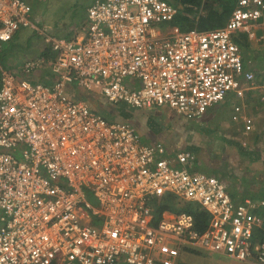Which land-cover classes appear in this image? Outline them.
Wrapping results in <instances>:
<instances>
[{
    "label": "built area",
    "instance_id": "2783aa9c",
    "mask_svg": "<svg viewBox=\"0 0 264 264\" xmlns=\"http://www.w3.org/2000/svg\"><path fill=\"white\" fill-rule=\"evenodd\" d=\"M31 1L0 0V44L32 24ZM177 12L169 0H93L69 37L47 32L45 53L0 69V264H177L190 249L264 264L252 213L264 200L233 201L215 175L191 170L192 151L168 156L68 94L194 119L264 90V63L247 67L238 36L264 44V0H237L222 26L202 30L167 25ZM41 71L53 78L29 79ZM232 109L255 131L242 105ZM170 196L190 210L158 212Z\"/></svg>",
    "mask_w": 264,
    "mask_h": 264
},
{
    "label": "crops",
    "instance_id": "0c3cea01",
    "mask_svg": "<svg viewBox=\"0 0 264 264\" xmlns=\"http://www.w3.org/2000/svg\"><path fill=\"white\" fill-rule=\"evenodd\" d=\"M41 8L34 6V19L37 18V13L39 16ZM82 22L85 19L62 32H48L54 36L69 37L81 28ZM33 23L34 21L29 26L34 30ZM45 26L52 28L51 23ZM37 28L35 30L39 32L46 30L45 27ZM33 47L34 51L31 52L38 53L45 52L47 46L43 40H37ZM15 65L17 64L9 63L8 68ZM34 78L47 81L53 76L41 71ZM135 84L136 80H133V85ZM68 94L73 99L85 102L91 110L109 120L132 124L141 142L162 143L168 156L174 155L178 150L192 151L195 157L190 164L191 170L215 175L224 183L233 201L264 198V130L261 127L264 122V103L256 101V98L246 97L243 100L246 107L249 106L247 114L255 118V131L245 132L240 122L230 120L225 113V109L231 107L228 97L223 102L210 106L201 116L190 120L168 107H129L123 102H109L101 94L83 88L73 87ZM259 104L260 107H257ZM231 116L232 109L230 118ZM170 205L176 207L181 206V203L171 201Z\"/></svg>",
    "mask_w": 264,
    "mask_h": 264
},
{
    "label": "rangeland",
    "instance_id": "374dc122",
    "mask_svg": "<svg viewBox=\"0 0 264 264\" xmlns=\"http://www.w3.org/2000/svg\"><path fill=\"white\" fill-rule=\"evenodd\" d=\"M91 1L92 0H32V4L36 8L37 6L40 8L43 6L39 16L37 13V18L34 19V24L40 28L45 27L46 30H43L44 32H39L38 30L31 29L29 25L22 26L19 30L18 37L0 44V67L7 68L9 63H15L20 67L22 65L21 61L37 53L31 52L34 51L33 44L37 40L42 41L43 35L47 34L49 30L62 32L82 21V19L84 20L86 16L85 8ZM195 11L197 14L205 13L204 7H202V10L197 9ZM47 23L52 24L51 29L45 26ZM244 53L248 62L249 60L252 63H254V61H258L254 64H261L264 61V44L261 41H256L255 39L248 40V47L244 49ZM250 98L254 99L256 96L251 95ZM257 107H260V104L257 105ZM246 109L248 110L249 106H247ZM249 111H252V109ZM255 111L257 110L255 109ZM225 113L231 120V107L225 109ZM262 126L264 128V122L261 127ZM163 203L167 204V201L163 200ZM181 205L185 208L190 207L188 202H185V204L181 203ZM181 262H183V264H246L223 255L219 256L214 253H208L202 249H197L196 253L191 252L180 255L179 263Z\"/></svg>",
    "mask_w": 264,
    "mask_h": 264
},
{
    "label": "trees",
    "instance_id": "16d2710c",
    "mask_svg": "<svg viewBox=\"0 0 264 264\" xmlns=\"http://www.w3.org/2000/svg\"><path fill=\"white\" fill-rule=\"evenodd\" d=\"M236 1L237 0H178L175 1V3L181 5V8H178V12L175 15L174 19L166 24L177 26L181 31H186L194 27L202 30V29L213 28L216 26H222L230 17L231 12L236 6ZM201 4H204L205 6L204 15L197 14L194 9V7L196 8L200 7ZM19 30L16 32L12 40L18 37ZM247 39L248 38L246 37V35L243 34L241 35L239 41V45L242 49V53L245 59H247L244 53V49L248 47ZM251 65L252 64H250V66ZM262 200H264V198H262ZM167 205H170V201H167ZM167 205L162 202L158 207V212L159 210L167 209L168 208ZM187 208L188 210H190L189 207ZM195 210L196 208L192 210V212H194ZM252 213H255L261 217V223L253 227V239L255 241L258 240V242H264V206L257 205L253 207ZM195 215L197 222L204 224L207 215L203 213V211H197ZM187 252L196 253L197 250L190 249ZM184 253L186 252H181L180 255ZM177 264H183V262L179 263V259H178Z\"/></svg>",
    "mask_w": 264,
    "mask_h": 264
},
{
    "label": "clouds",
    "instance_id": "9594fccd",
    "mask_svg": "<svg viewBox=\"0 0 264 264\" xmlns=\"http://www.w3.org/2000/svg\"><path fill=\"white\" fill-rule=\"evenodd\" d=\"M47 1H49V0H47ZM93 1V0H92ZM91 1V2H92ZM169 1H171V0H169ZM90 2V3H91ZM178 8H181V5L180 6H178L179 4H177V3H175L174 1H172ZM89 3V4H90ZM31 4H32V1H31ZM88 4V5H89ZM87 5V6H88ZM86 6V7H87ZM189 6H191V5H189ZM202 7H204V10H205V6H204V4H201L200 5V7H198V8H196V7H194V9L195 10H197V9H199V10H202ZM32 8H33V10H34V6H33V4H32ZM85 13H86V8H85ZM199 15H204V13L203 14H199ZM86 18V17H85ZM54 32V31H53ZM49 33H51V32H49ZM244 33H239V38L241 37V35H243ZM245 35V34H244ZM12 40V39H11ZM10 40V41H11ZM247 40H249V39H247ZM240 41V40H239ZM5 43V42H4ZM47 51V48H46V50H45V52ZM45 52H38V53H36L35 55H39V54H41V53H45ZM35 55H33V56H35ZM244 59H245V57H244ZM25 60V59H24ZM23 60V61H24ZM245 61H246V65H247V67H256V66H259V65H261V64H263L264 63V61L261 63V64H258V65H255L254 63H252L250 60H249V62H248V60L247 59H245ZM250 64H252L251 66H250ZM18 67L19 66H17V65H15V66H13L12 68H13V70H16V69H18ZM1 68H4V67H0V69ZM36 75V73H34V74H32V75H30V77H29V79H33V80H38L37 78H35L34 79V76ZM49 79H47V81H48ZM263 90V89H262ZM262 90H258L257 92H255V93H253V94H251V95H255L256 96V99L260 102H263L264 103V100H261L260 99V97H261V95H262V93L264 92V90H263V92H262ZM71 90H68V92H70ZM251 95H248L247 97H250ZM228 98H229V100H230V103H231V109H232V107H233V104H235V103H237V104H240V105H242V108H243V112L241 113V115L243 116V115H248V116H251V115H249V114H247V109H246V105L243 103V100L246 98H243V99H241V98H233V97H231L230 95L229 96H227ZM225 100V99H224ZM223 100V101H224ZM222 101V102H223ZM221 103V102H220ZM219 104V103H218ZM232 111H233V109H232ZM252 117H254V116H252ZM231 119H232V117H231ZM234 121V120H233ZM263 130H264V128H263ZM153 143H159V142H153ZM162 144V143H161ZM163 145V144H162ZM165 148V147H164ZM171 198H173V199H171ZM170 199V200H169ZM169 199H165L166 201H175V202H180V203H183L181 200H177L176 198H174V197H172V196H170L169 197ZM161 203L163 202V200L161 199V201H160ZM182 206V205H181ZM162 210H160L159 212H161Z\"/></svg>",
    "mask_w": 264,
    "mask_h": 264
}]
</instances>
